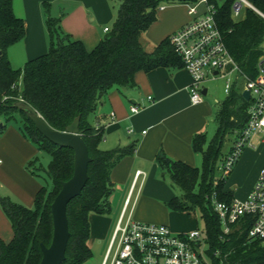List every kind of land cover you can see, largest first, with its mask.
<instances>
[{
    "label": "trees",
    "instance_id": "obj_1",
    "mask_svg": "<svg viewBox=\"0 0 264 264\" xmlns=\"http://www.w3.org/2000/svg\"><path fill=\"white\" fill-rule=\"evenodd\" d=\"M116 1L112 27L91 50L63 31L60 18L51 16L47 4H44L48 49L28 60L23 67L14 68L7 57V49L23 38L25 27L23 20L13 12L12 0H0V118L8 122L18 117L22 135L37 147L38 152L50 156L46 167L41 163L35 165L39 162L37 155L27 162V170L32 175L41 176L39 172L42 171L49 180V184L42 185L36 192L32 207L9 196H0V207L10 220L13 231L9 241L0 238V264H39L42 255L40 242L48 246L52 237L50 205L61 182L73 173V151L47 140L26 112L14 105L15 101L27 102L52 128L60 131L79 117V134L87 145L91 160L86 184L67 204L70 235L61 264H83L91 257L87 244L88 215L109 212V197L113 191L110 171L135 147L131 144L101 149L99 144L104 132L101 127L91 125L90 114L111 89L135 87L137 71L183 67L169 37L151 50H147L143 43L144 32L156 20L157 7L168 0ZM210 1L215 6L217 27L230 56L240 68L241 76L254 78L263 53L264 17L261 14H264V0L252 1L260 13L246 7L243 17L238 20L232 16L234 0H224L221 4ZM242 84V81L234 83L226 99L220 103L214 118L216 131L208 143L204 133L193 136V150L202 159L200 167L173 160L163 150L156 155L161 177L168 180L173 190H178V194L168 201V206L177 211L198 210L204 225V241L209 245L208 252L212 254L218 249L224 264L264 261V245L259 241L249 242L241 224L234 225L230 234L223 235L211 201L213 192L222 201H230L233 197L224 189L227 178H217L215 174L227 136L232 135L235 140L249 119L251 100L242 96Z\"/></svg>",
    "mask_w": 264,
    "mask_h": 264
},
{
    "label": "crops",
    "instance_id": "obj_2",
    "mask_svg": "<svg viewBox=\"0 0 264 264\" xmlns=\"http://www.w3.org/2000/svg\"><path fill=\"white\" fill-rule=\"evenodd\" d=\"M44 4H47L51 16L60 18L63 31L91 50L106 33L104 27L111 28L117 1L12 0L13 12L23 20L25 27L23 38L7 49V57L14 68L23 67L28 60L44 54L48 49ZM180 9L181 14L176 13ZM156 13V20L143 34L147 50L190 20L184 1H173ZM240 17H243V12ZM222 77L226 81L227 78L231 80V87L234 83H243L241 74L235 70L226 76L213 71V75L208 74L202 83L206 90L203 100L191 104L188 92L190 76L184 67L139 70L135 74V87L113 88L99 101L89 116L91 125L101 127L104 132L99 147L103 150L131 144L135 147L110 171L113 191L109 197L108 214H89L87 244L91 249L97 241H100L99 251L107 247L137 170L142 173L133 188V194L138 191V196L132 218L140 222L165 224L176 234L194 229L195 222H183L180 217L183 213L167 208L168 201L176 192L168 180L161 177L156 155L163 150L169 158L193 166L202 161L201 155L193 150L192 138L197 133H204L208 143L209 134L216 127L215 113L229 93L225 92L226 81L223 96L216 92L215 79ZM148 96L151 98L148 99ZM132 105L139 107L137 112L130 110ZM2 120L0 118V196H9L24 206L32 207L35 194L42 184L25 169V165L37 155V147L22 135L16 125L3 124ZM260 135L263 137L259 138ZM252 139L264 144V133L255 134L249 139L248 147L240 154L224 186L226 191L240 200L246 198L264 164V146L261 151H255L259 143H252ZM231 145L226 152L222 151L223 155L228 153ZM242 174H246V180L245 191L241 194ZM235 183L236 190L230 187ZM12 235L11 222L0 207V238L9 241Z\"/></svg>",
    "mask_w": 264,
    "mask_h": 264
},
{
    "label": "built area",
    "instance_id": "obj_3",
    "mask_svg": "<svg viewBox=\"0 0 264 264\" xmlns=\"http://www.w3.org/2000/svg\"><path fill=\"white\" fill-rule=\"evenodd\" d=\"M184 2L190 20L168 37L190 76L188 86L190 102L198 104L203 100L202 83L208 74L213 75V71H218L226 76L232 70L240 74L241 71L230 56L217 27L213 2L210 0ZM164 7L165 5L161 3L157 9L162 10ZM246 7L259 12L247 0H234L231 7L232 16L238 17ZM261 15L264 17V14ZM103 30L108 32L109 28L104 27ZM257 68L258 73L252 79L242 75L243 89L250 92L249 119L218 165L221 178L231 172L250 137L264 133V42ZM230 87L231 80L227 78L225 92L228 93ZM150 98L148 96V99ZM138 109L137 105L130 107L132 112H137ZM141 173L140 170L135 172L131 189L124 201L101 264H216L210 257L214 258L217 251L212 254L206 253L204 234L199 229L176 234L165 224L140 222L132 218L138 196V191L133 194V188ZM211 201L218 214L223 235L230 234L234 225L241 224V228L246 230L249 242L259 241L264 245V164L245 199L232 197L230 201H222L213 192ZM255 264H264V261Z\"/></svg>",
    "mask_w": 264,
    "mask_h": 264
},
{
    "label": "water",
    "instance_id": "obj_4",
    "mask_svg": "<svg viewBox=\"0 0 264 264\" xmlns=\"http://www.w3.org/2000/svg\"><path fill=\"white\" fill-rule=\"evenodd\" d=\"M188 1V0H172ZM263 63L261 62V66ZM202 94H206L205 88ZM242 96L249 100L250 92L248 89L242 90ZM20 109H23L33 122L35 128L51 143L70 148L73 151V173L66 181H62L60 189L54 197L51 205L52 215V237L48 246L40 242L41 259L39 264H61L65 259V251L69 239L68 219L66 208L68 202L81 193L82 188L88 179V163L91 158L85 141L79 134V117L65 127L63 131L52 128L41 115L27 102L17 100L14 103Z\"/></svg>",
    "mask_w": 264,
    "mask_h": 264
},
{
    "label": "rangeland",
    "instance_id": "obj_5",
    "mask_svg": "<svg viewBox=\"0 0 264 264\" xmlns=\"http://www.w3.org/2000/svg\"><path fill=\"white\" fill-rule=\"evenodd\" d=\"M219 4L220 3H222L224 0H216ZM247 1H249V2H251L252 0H247ZM173 3V1L172 0H168V1H165V2H163V4L164 5H170V4H172ZM157 12L159 13V10L157 9ZM176 13H178V14H181V9L179 10V11H177ZM156 16H157V13H156ZM241 18V17H240ZM240 18H238V17H234V20H238V19H240ZM114 21V20H113ZM111 27H112V25H111ZM145 38V36L143 37V39ZM146 42V41H145ZM144 42V43H145ZM263 42H264V40H263ZM145 45V44H144ZM149 47V46H148ZM147 48V47H146ZM216 80V82H215V89H216V92H219V94H222V96H223V87H224V84H225V81H226V78H216L215 79ZM225 94V93H224ZM226 97H227V95L225 96V98L224 99H226ZM2 122H3V124H7V123H10V124H13V125H16L17 126V129L19 130V120H18V117L16 118V119H13V120H10V121H8V122H4L3 120H2ZM215 126V125H214ZM215 130H216V127L214 128V130H212V134H209V137H208V140H210L211 139V137L213 136V134H214V132H215ZM209 133H211V132H209ZM263 137V135H260L259 136V138H262ZM250 138H252V136L250 137ZM258 141V140H257ZM234 142V140H233V137H232V135H229V136H227V138H226V140H225V142H224V145H223V148H222V151L223 152H226V150L228 149V146H229V144H232ZM252 143H254L255 141L252 139V141H251ZM255 143H259V142H255ZM263 146H264V144H260L259 143V146H257L256 148L257 149H254L255 151L256 150H258V151H261L262 149H263ZM246 147H248V145H247V143L244 145V147H243V149H242V152H243V150L246 148ZM241 152V153H242ZM227 154V153H226ZM226 154L225 155H223V157L221 158V161L225 158V156H226ZM37 156L39 157V162H36L35 163V165H38V163H41L42 164V166H44V167H46V165H47V163H48V161L50 160V156L47 154V153H44V152H38L37 153ZM200 161V160H199ZM219 163L220 162H218V165H219ZM201 166V161L199 162V164L197 165V167H200ZM25 169L27 170V164L25 165ZM39 174L41 175V176H35L36 177V179L37 180H39L40 181V183L42 184V185H45L47 182V184H49V180L47 179V177H46V175L42 172V171H40L39 172ZM230 174V173H229ZM229 174L226 176V178L229 176ZM216 177L217 178H221V171L219 170V168H217V170H216ZM245 180H246V174H242L241 175V194L245 191ZM170 185V184H169ZM236 185H237V183H235V184H230V187H232V189H235V187H236ZM236 190V189H235ZM176 192V194H178V190L177 191H175ZM14 200V199H13ZM14 201H16V200H14ZM17 202H18V200H17ZM20 203V202H19ZM167 208L169 209V210H171V211H177V210H173V209H171L169 206H168V204H167ZM179 213H183V215L182 216H180V217H182V219H183V222H186V221H193V222H195L194 224V229H199L200 231H202V233H203V227H204V225H203V222H202V220H201V218H200V215H199V212H198V210L197 209H194V210H190V211H178ZM91 213H93V212H91ZM108 213H104V214H100V215H107ZM88 217H89V215H88ZM204 234V233H203ZM204 238H205V236H204ZM99 245H100V241H97L95 244H94V246H93V248L91 249V257L85 262V263H83V264H101V262H102V259H103V255H104V253H105V250H106V248H104L102 251H99L100 249H99ZM204 250L206 251V253L208 254L209 252V245H208V243H204ZM215 251H217L216 252V254H215V256H214V258H212V257H210V259L211 260H213L216 264H224L223 262H221V260H220V254H219V250L218 249H216ZM212 252H214V251H212ZM211 252V253H212ZM209 257V256H208Z\"/></svg>",
    "mask_w": 264,
    "mask_h": 264
}]
</instances>
